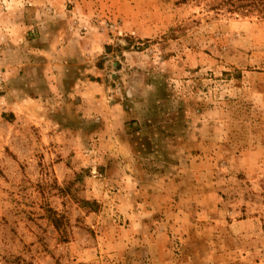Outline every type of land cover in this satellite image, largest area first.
Segmentation results:
<instances>
[{
	"label": "rangeland",
	"instance_id": "374dc122",
	"mask_svg": "<svg viewBox=\"0 0 264 264\" xmlns=\"http://www.w3.org/2000/svg\"><path fill=\"white\" fill-rule=\"evenodd\" d=\"M0 264H264V0H0Z\"/></svg>",
	"mask_w": 264,
	"mask_h": 264
}]
</instances>
